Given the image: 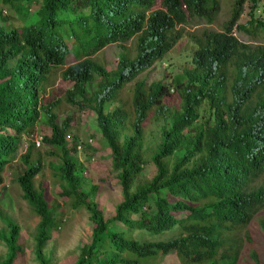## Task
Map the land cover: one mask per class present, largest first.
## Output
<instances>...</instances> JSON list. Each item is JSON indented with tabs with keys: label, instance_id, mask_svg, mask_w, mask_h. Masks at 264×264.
<instances>
[{
	"label": "trees",
	"instance_id": "1",
	"mask_svg": "<svg viewBox=\"0 0 264 264\" xmlns=\"http://www.w3.org/2000/svg\"><path fill=\"white\" fill-rule=\"evenodd\" d=\"M245 1L249 19L237 24ZM257 1L233 0L220 30L190 34V65L165 85L140 74L179 40L189 18L212 23L218 0H0L13 13L0 12L7 19L0 23V183L23 140V169L12 181L37 217L38 264H52L44 247L62 220L47 186L35 181L42 162L31 137L39 119L46 128L40 142L60 158L54 168L60 201L83 206L92 225L72 264H158L169 253L178 264L235 263L239 231L264 208V43L233 34L264 38V20L253 16ZM109 44L120 51L107 70L95 55ZM56 69L59 97H46ZM62 104L73 109L60 117ZM80 110L94 114L120 187L108 218L81 189L79 166L67 156L65 134ZM151 120L162 123L148 159L155 171L144 179L143 135ZM6 226L1 264H14L21 253L18 227ZM249 255L264 263L253 248Z\"/></svg>",
	"mask_w": 264,
	"mask_h": 264
},
{
	"label": "rangeland",
	"instance_id": "2",
	"mask_svg": "<svg viewBox=\"0 0 264 264\" xmlns=\"http://www.w3.org/2000/svg\"><path fill=\"white\" fill-rule=\"evenodd\" d=\"M233 0H218L219 10L210 24L197 18H189L186 23L180 26L181 37L172 46V48L146 71L140 74L146 82L159 81L169 85L171 78L179 74L184 67L190 65V57L194 48L189 37L190 34L197 33L202 29L220 30L222 24L228 19ZM37 4L33 3L28 8L29 16H33ZM250 2L245 1L242 5V11L237 20V24H242L249 19ZM0 12L4 17L13 16L12 10L0 4ZM255 17L264 20V0H258L254 9ZM7 19L0 18V23ZM234 36L242 41L251 44H263L264 38L257 34L248 36L236 30H233ZM125 47L131 48V42L124 43ZM120 48L117 44H109L103 47L95 55L96 59L103 63L107 70L112 69L116 63L117 53ZM60 70V69H59ZM56 69L55 75L51 76L50 85L47 87L45 96L51 94L59 97L58 77ZM63 88V87H62ZM65 109L64 113H71L72 107L62 104L59 111ZM74 124L65 134V148L67 156L75 161L79 170L78 174L82 178L81 189L88 194L89 199L101 210L104 218L113 214L115 205L120 201V187L110 166L108 149L105 147L97 131L94 114L88 110L74 111ZM199 115L205 117L203 110ZM162 120H151L144 127V158L146 163L140 171V177L149 179L154 174V167L149 162L150 151L159 141L158 128ZM46 133V128L42 119L35 124L34 133L41 136ZM22 141V140H21ZM24 142V141H23ZM88 146V147H87ZM74 149V150H73ZM42 169L35 181L41 180L47 186V195L51 206L55 207V214L61 216V223L51 234V239L47 241L44 247V253L49 257L52 264H72L79 254L83 245L90 239L91 223L88 219V212L81 205H73L72 201H60L58 193L62 182L59 180V172L54 168L60 163V158L48 154L51 148L45 144H40L37 149ZM23 153V146L20 144L15 152V160H11L2 173L8 179V185H0V236L6 235L7 223L10 222L18 227V243L21 246V253H18L14 259V264H38L32 251L33 236L37 217L29 205L21 198L19 185L12 181L14 176L21 172L23 166L18 160V155ZM13 157V158H14ZM9 172V174H8ZM91 188L96 189L92 193ZM133 218L136 216H132ZM264 221V208L258 211L252 218L244 231H239L238 236L241 240V250L239 251L234 264H257L254 258L250 257L249 250L252 248L257 252L261 261L264 259L263 245L264 234L261 230L260 222ZM138 232H134L137 236ZM244 233V235H243ZM167 234L160 238H165ZM146 237V236H145ZM5 254V247L0 239V264ZM259 260V262H260ZM230 260H220L218 264H228ZM158 264H178L177 258L173 253L160 256ZM261 264V263H258ZM264 264V263H263Z\"/></svg>",
	"mask_w": 264,
	"mask_h": 264
},
{
	"label": "built area",
	"instance_id": "3",
	"mask_svg": "<svg viewBox=\"0 0 264 264\" xmlns=\"http://www.w3.org/2000/svg\"><path fill=\"white\" fill-rule=\"evenodd\" d=\"M31 141L34 143L35 146H39L41 144L40 136H36L35 134H33V136L31 137ZM20 144L23 146V148L25 147V143L23 142V140L21 141ZM2 177L3 178H2V182L0 183V185H4V186L8 185V179H6V175L2 174Z\"/></svg>",
	"mask_w": 264,
	"mask_h": 264
},
{
	"label": "crops",
	"instance_id": "4",
	"mask_svg": "<svg viewBox=\"0 0 264 264\" xmlns=\"http://www.w3.org/2000/svg\"><path fill=\"white\" fill-rule=\"evenodd\" d=\"M16 159V156L12 159V160H15ZM10 164V162H8V163H6V165L4 166V168L6 167V166H8ZM3 174V173H2Z\"/></svg>",
	"mask_w": 264,
	"mask_h": 264
}]
</instances>
